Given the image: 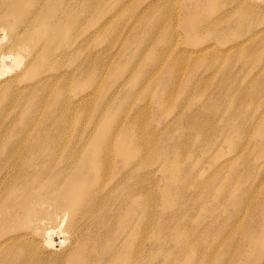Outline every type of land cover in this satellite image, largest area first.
<instances>
[{"label":"rangeland","instance_id":"374dc122","mask_svg":"<svg viewBox=\"0 0 264 264\" xmlns=\"http://www.w3.org/2000/svg\"><path fill=\"white\" fill-rule=\"evenodd\" d=\"M84 5H92V11L79 24H68L72 32L60 35L69 39L62 48L70 51L78 47L85 70L100 69L101 77L95 74L93 81L90 75L77 79L61 106L68 99L93 93V89L97 95L86 98L84 123L92 120L95 100H110V113L96 109L99 121H108L112 132L125 131L130 123V152H135L130 164L125 167L115 152L106 158L110 163L106 181L130 177V264H264V249L251 242L255 236L264 237V141L258 136L264 125V0H86ZM5 32L0 30V38ZM8 39H3V50L23 57L15 71L27 68V51L6 46ZM126 47L130 51H125ZM76 52H64L48 62L53 69L76 76L80 69L74 68L77 62H70ZM11 61L8 58L9 65ZM11 75L5 73L0 79ZM57 91L56 87L49 91L51 101ZM48 107L39 109L41 118ZM47 122V131L54 133L55 121ZM116 124L121 128L116 129ZM32 127L30 139L38 132L48 134L40 131L36 122ZM77 132L73 127L66 139H73ZM72 139L57 152L51 151V142L43 144L44 154L35 157L73 160V146L84 156L89 149L86 144L84 147V138L78 143ZM28 145L20 144L22 150ZM117 145L115 140L113 148ZM65 147L70 149L68 156L67 150L61 153ZM4 151L0 149V159L7 157ZM90 159L86 158L85 165ZM127 189L121 187L116 195L107 196L112 203L103 210L113 212L110 222L123 210ZM46 210L48 213L32 209L27 215L19 210L18 230L0 235L1 240L27 232L14 241L35 252V256L25 257L28 264H68L83 237L97 246L96 251L107 245L108 235L87 219L86 211L61 212L55 217L51 203ZM6 246L0 248V258L15 261L23 247L3 253ZM91 257L96 255L91 253ZM92 263L106 264L104 259Z\"/></svg>","mask_w":264,"mask_h":264},{"label":"bare ground","instance_id":"6f19581e","mask_svg":"<svg viewBox=\"0 0 264 264\" xmlns=\"http://www.w3.org/2000/svg\"><path fill=\"white\" fill-rule=\"evenodd\" d=\"M85 1L86 0H0V30L6 31L5 36L0 38V41H2L0 42V76L5 73L12 74L9 77L0 79V141L3 140L0 142V149H5L4 152L7 154V157L0 159V172L2 173L0 175V235L7 231H13L14 229L18 230L17 228L21 225L19 210L22 209L24 215L30 214V211L36 208L43 209L48 213L46 205L51 203L56 210L54 213L55 217H58L61 212H72L76 214L80 211H86L87 219L101 226L105 234L108 235L107 239H105V244L107 245H104L100 251H96L95 248H97V246L94 247L87 237H83L79 247L71 253L68 264H93V259H104L106 264H130V260H132L130 259L132 258L130 257V177H121L117 181H106L108 180L106 177L107 168L110 164L106 159L108 153L115 152L120 155L125 167H127V164H130L135 154L134 151L130 152V123L125 131L112 132L111 124L108 121H99V111L96 107H101L103 111L107 109V112L110 113L111 108L108 107L110 100H106L105 102L102 101V103L101 101L98 102V100H95V105L90 112L92 120L90 123H84L85 119L83 121V118L85 116L83 114L86 112L84 107L88 105L86 98L89 95H97L94 93L96 90L93 91V89V93H85L76 100L68 99L67 102L61 106V103L64 101L65 93L67 94L68 89L76 86L77 79L85 75H90V80L92 81L93 79L95 80L98 74L99 77H101L100 69L93 70L90 73H88L89 70H85L87 69L85 60L78 52V47L70 51H65V49L62 48L63 44L67 43L69 39L63 40L60 35L64 31L72 32V28H70L68 24H79L83 21L84 15H88V12L92 11V5H90V7L84 5ZM250 13L249 11V15ZM238 24L241 26L240 23ZM215 31L218 32V30ZM24 32L28 33V39H25ZM147 36L149 37V33ZM6 37H9L6 41V46L12 49L23 47L27 51V68H23L18 72L15 71L16 67L21 64L23 57L20 54H14L11 50H3V39ZM51 40L54 41L52 42ZM108 41L107 43L111 44V40ZM257 44L255 46H257ZM72 51L77 52L75 57L70 59V62H77L74 68L76 70L80 69L76 76L69 77L68 74L70 71L53 69L48 62V60L52 58L58 59L62 57L65 54L64 52L70 53ZM125 51H130V48L126 47ZM8 58H12L14 64L11 61L12 64L9 65L7 62ZM182 60H180L181 64H184ZM202 61H204L203 57L201 62ZM212 62L213 61H211V63ZM176 67L177 66H175V68ZM28 68H30V71ZM210 68H212L211 65ZM12 70H14V72ZM120 75L121 73L119 72L114 75L113 78L117 80ZM124 83L125 82L122 81L120 87H122ZM95 86V89L98 88L97 84H95ZM53 87H56L58 91L51 101V97L48 98V95ZM120 87L117 88L116 91L120 89ZM249 90L252 89L250 88ZM238 98H241V96ZM128 102L130 103V100ZM48 105L50 106L48 107ZM47 107L48 113L41 118L38 113L39 109H46ZM181 107L182 105L180 109H182ZM109 118L112 119L113 115L110 114ZM138 118L139 116L137 119ZM190 119L193 120V118ZM48 120H53L56 123V128H54L55 132L52 134L47 131L50 128L47 122ZM135 121L133 122L135 123ZM35 122L40 125V131H47L48 134L45 135V133L41 134L38 132V134L30 139L29 134ZM136 122L138 123V121ZM140 124L142 123L140 122ZM131 125L134 124L131 123ZM180 125L182 126V124ZM190 125L188 124V127ZM138 126L137 124V127ZM208 126H211V124ZM73 127H77L78 132L73 139L69 137L68 140L66 137L70 134ZM134 127L136 128V125H134ZM134 127L132 126V129ZM86 128H88L86 131L87 133L85 132ZM115 128L120 129L121 126L116 124ZM235 128H237V126H235ZM7 130L10 131L8 132ZM90 130L92 132H88ZM196 132L197 131L194 133ZM199 134L200 132L197 136H200ZM258 136L264 141V125L263 129L259 130ZM63 137L65 141L62 140ZM82 138H84L83 142H85L84 147L86 144L89 148L83 152L84 156L80 155L78 147L73 146L70 148L73 150L70 152V156L73 157V160L70 158L65 159L62 156V158L59 157V159H57L55 157L50 161L46 159L38 160L40 156L44 154V152H41L43 150V144L51 142V151L57 152L60 151V147L69 142L70 139L78 143ZM115 140L118 141V145L114 149L113 143ZM10 143L16 146H3V144ZM22 143H27L29 145L22 150ZM56 144L60 145L55 146ZM127 144H129V146ZM150 146L151 145H149V147ZM137 148L141 149L142 147L139 145ZM146 148L147 147H145L144 150ZM125 149L127 150L125 151ZM66 150L67 147L63 148L61 153ZM69 150H67L65 155L68 156ZM146 150L144 152H146ZM148 150L151 151L150 148ZM35 155H39L37 156L39 158H36ZM162 155L163 154H161L159 158L163 159L164 157ZM85 157L91 158L89 160V165H85ZM36 161L40 162L37 163ZM129 175L130 174L127 176ZM122 181L125 183H121ZM183 183H185V181H183ZM121 184H125L128 188V195L124 201L123 210L115 217L116 221L110 222L109 219L113 212L110 210L106 212L103 209L110 206L112 203V199L107 198V196L116 195L121 187H125ZM38 187H40V189H38ZM241 192L239 193L241 194ZM17 195L20 196L19 199L16 198ZM102 219H106L107 221H103ZM103 228H105V230ZM160 229V231H162V228ZM25 233L27 232H19L16 236H7L0 240V248L8 245L4 248L3 253L10 248L23 247L19 249V255L15 261L8 263L0 258V264H28L25 257L31 258V255L35 256L33 249L25 247L18 241H14L20 240L21 235ZM251 242L254 246L258 245V248L264 249V237L255 236L251 238ZM113 245L116 247H112ZM91 253L95 254L96 258L91 257Z\"/></svg>","mask_w":264,"mask_h":264}]
</instances>
